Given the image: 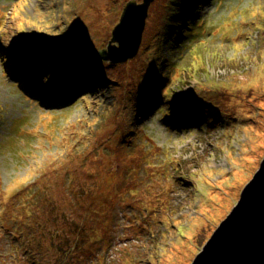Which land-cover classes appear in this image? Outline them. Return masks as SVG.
<instances>
[{
  "label": "rangeland",
  "instance_id": "374dc122",
  "mask_svg": "<svg viewBox=\"0 0 264 264\" xmlns=\"http://www.w3.org/2000/svg\"><path fill=\"white\" fill-rule=\"evenodd\" d=\"M128 1L0 0V264L53 263L65 210L96 241L60 264H191L264 159V0H155L110 63Z\"/></svg>",
  "mask_w": 264,
  "mask_h": 264
},
{
  "label": "water",
  "instance_id": "95a60500",
  "mask_svg": "<svg viewBox=\"0 0 264 264\" xmlns=\"http://www.w3.org/2000/svg\"><path fill=\"white\" fill-rule=\"evenodd\" d=\"M154 1L127 2L112 31L108 49L99 51L101 57L117 63L138 54L149 8ZM191 264H264V159L238 202Z\"/></svg>",
  "mask_w": 264,
  "mask_h": 264
},
{
  "label": "trees",
  "instance_id": "16d2710c",
  "mask_svg": "<svg viewBox=\"0 0 264 264\" xmlns=\"http://www.w3.org/2000/svg\"><path fill=\"white\" fill-rule=\"evenodd\" d=\"M147 73L155 74V70H149ZM55 184L56 183H53L52 186H47L46 190H47V188L54 187ZM63 184H65V183H63ZM56 186H58V185H56ZM29 188H30V190L28 193L27 192H21V194H19L21 205L25 204L30 199V197L34 191V185H31V187L29 186ZM37 188L39 189V186H37ZM84 190H86V189H83L81 191L78 190L77 192H72V190H71L69 193H67V192L65 193L67 195H65L63 193L62 199L60 200V202L68 203L70 201H74V202L76 201L75 202L76 208H81V207L85 208L86 206L89 205L88 201H84V204L80 205L78 203V200L75 199V195H78L76 197L83 199L82 196L83 195L85 196ZM89 191H92V190H89ZM22 196H24V198ZM91 197H92V195H91ZM32 202H34V200ZM80 212H83V211L80 210ZM83 213H84L83 216H80V213H75L74 211H71V210H65L64 211V213L62 214V219H64L65 223H67L68 221H70L72 223V229L66 230L65 232H63L64 227L60 228V226H59V228L55 230L53 228H50L48 225H46L44 223V229H46V230H44V234L48 233L51 235V237H52V244H51L52 246L51 247H52L53 251L55 252V256L53 258V263H51V264H60L61 260L63 261V260H65L66 257L72 256V254L68 255V253H67L68 249H66L64 247V243L69 246V244L65 241L70 239L71 234L74 235L73 239H74V242L76 243V246H78V247H79V245L81 246L83 244L94 243L96 241V231H95L96 223L94 225L91 223L90 218L87 215V211H85ZM26 218L28 220H30L29 213H28V215L24 214L20 220H25ZM60 222H61V220L56 221V223H60ZM49 229H51V232H49ZM19 232L23 236L25 230L21 229ZM60 239H65V241H63L64 243L55 249V246L53 243H55V241H58ZM91 257H93V256H91ZM81 258L83 259L85 257H81ZM50 261H51V259L48 261V263ZM66 262H70L69 259H67Z\"/></svg>",
  "mask_w": 264,
  "mask_h": 264
},
{
  "label": "bare ground",
  "instance_id": "6f19581e",
  "mask_svg": "<svg viewBox=\"0 0 264 264\" xmlns=\"http://www.w3.org/2000/svg\"><path fill=\"white\" fill-rule=\"evenodd\" d=\"M69 67H72V65H69Z\"/></svg>",
  "mask_w": 264,
  "mask_h": 264
}]
</instances>
